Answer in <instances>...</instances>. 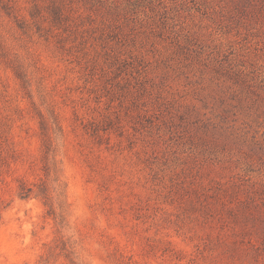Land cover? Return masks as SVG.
I'll return each instance as SVG.
<instances>
[{"label":"rangeland","instance_id":"1","mask_svg":"<svg viewBox=\"0 0 264 264\" xmlns=\"http://www.w3.org/2000/svg\"><path fill=\"white\" fill-rule=\"evenodd\" d=\"M263 235L264 0H0V264H251Z\"/></svg>","mask_w":264,"mask_h":264},{"label":"trees","instance_id":"2","mask_svg":"<svg viewBox=\"0 0 264 264\" xmlns=\"http://www.w3.org/2000/svg\"><path fill=\"white\" fill-rule=\"evenodd\" d=\"M46 139L44 140L45 142V153H46V158L50 155L51 152V143L50 140L48 139L47 135L45 134ZM31 188L27 189L28 192H31ZM30 193H27L26 195L23 196H28ZM36 196H39L40 199L42 200L43 204L47 207V213L49 215L54 216L55 211L53 207V203L51 200V195L48 192L47 188L44 186L39 187L38 193H35ZM63 219L60 218L59 224H61ZM246 227L243 229L244 232H246L247 229V222L244 221ZM235 245L232 247V252L234 253H243L250 255L251 257V264H264V235L261 237V239L258 241L257 244L251 243L248 241V244L246 247H242V245H239L238 243H234ZM63 250H65L64 256L69 260L71 264H80L75 261V259L71 256V252L68 248L63 245L62 247Z\"/></svg>","mask_w":264,"mask_h":264}]
</instances>
